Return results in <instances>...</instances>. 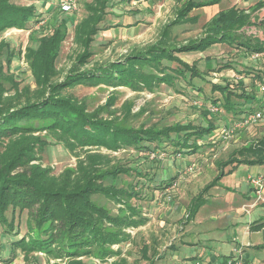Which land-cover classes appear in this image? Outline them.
Returning a JSON list of instances; mask_svg holds the SVG:
<instances>
[{
  "label": "trees",
  "instance_id": "trees-1",
  "mask_svg": "<svg viewBox=\"0 0 264 264\" xmlns=\"http://www.w3.org/2000/svg\"><path fill=\"white\" fill-rule=\"evenodd\" d=\"M221 1L189 0L180 10L179 17H186L198 6ZM106 2L93 0L87 4L89 14L74 29L75 40L83 44L85 51L95 35L107 27L101 26ZM262 7L264 1L257 2L249 12L236 7L219 11L208 22L206 36L200 40L180 47L160 43L146 50H135L126 63L113 62L96 69L81 70L80 66L90 61V52H84L77 59L73 73L63 81L57 80L60 72L56 62L69 28L66 22H59L51 33L38 37L35 46L26 47L25 57L37 86L34 90L31 85L22 87L14 75L13 60L22 55V48L1 39L0 221L9 225L6 233H13L16 211L27 213L29 236L21 238L17 245L27 251H46L63 259L65 264H90V258L105 260L120 257L121 248L115 250L112 246L131 243L133 236L126 229L137 228L148 221L140 207L134 204L135 198L141 195L139 191L146 190L153 195L156 190H164L165 186L163 183L153 186L154 177L147 169L136 172L139 182L120 187L123 175H129L133 169L119 161L113 163L112 155L101 149L118 151L121 148H136L145 151L153 144L167 142L170 147L178 148V152L190 153L192 148H199V139L216 131V126L209 121L206 125L176 123L164 129H158L156 123L148 129L135 128L121 121L123 119L101 116L100 109L90 111L86 100L79 101L72 89L80 84L106 83L127 85L134 90L147 86L152 90L154 83L172 82L175 77L187 81L194 89H200L196 81H192L202 77L200 71L173 52H203L215 44H223L233 52H242L245 58L264 53V39L255 34L249 35L245 30L257 25L253 21L254 13ZM42 17L35 4L21 5L11 0H0V33L7 27L26 29L31 22H37ZM261 24L264 26V20ZM231 61L211 66V70L222 71L225 67L237 69ZM253 70L258 72L254 76L263 81L264 71ZM238 72L241 73V70ZM244 73L250 75L253 72L247 69ZM209 83L214 91L221 94V98L211 100L213 105H221L227 113H246L244 109L238 111L239 102L232 97L256 99L254 94L245 90L242 92L243 83L237 86L212 80ZM13 90V94H9ZM249 109L247 112L259 108ZM172 133L175 135L172 136ZM192 137L195 140L191 143ZM50 138L73 150L80 148L83 155H78L75 167L56 175L50 167L39 162V153L51 143ZM238 155L240 158L233 156L230 163L263 165L264 137L244 147ZM222 175L220 173L213 180L211 187ZM98 195L121 204L118 214L98 203L95 198ZM8 212L12 213L11 223H8ZM120 261L127 264L125 258Z\"/></svg>",
  "mask_w": 264,
  "mask_h": 264
},
{
  "label": "rangeland",
  "instance_id": "rangeland-1",
  "mask_svg": "<svg viewBox=\"0 0 264 264\" xmlns=\"http://www.w3.org/2000/svg\"><path fill=\"white\" fill-rule=\"evenodd\" d=\"M11 1L21 5L35 4L37 10L44 16L37 22H31L26 29L7 27L0 33V40L6 39L14 46L22 48V55H17L13 60L14 75L22 87L31 85V89L34 90L37 86L25 57L26 47L35 46L37 38L51 33L54 26L59 22H66L69 28L68 36L62 45L61 53L56 62L60 72L57 80L63 81L65 77L73 73L77 59L84 52H90V61L80 66L81 70L96 69L100 66H108L113 62H127L129 56L135 50H146L160 43L180 47L205 37V28L208 22L219 11L230 9L235 2L243 4L242 6L247 8L246 12H249V7L264 0H222L214 5L198 6L184 18L179 17L180 10L189 0H107L104 8V20L101 22V26L107 27H104L106 29L95 35L94 41L89 44L86 51L83 44L75 40L74 29L89 14L87 4L92 3L93 0H74L76 7L71 11L62 9V1L67 0ZM244 2H246L245 5ZM254 14L257 17L264 18V7ZM245 30L249 35H261L264 39V26L253 25L251 28L246 27ZM173 53L189 64L195 65L200 71L202 77L192 79V81H196L200 89H194L187 81L175 77L172 82L154 83L152 90L147 86L142 90H134L127 85L114 86L99 83L97 85L80 84L74 87L72 91L79 101L86 100V105L90 111L100 109L101 116L123 119L121 121H126L132 127L147 129L151 128L154 123L158 125V129H164L176 123L187 124L193 122L194 124L206 125L209 121H212L215 123L216 130L220 133L226 126L224 118L227 116V111L221 105H219L220 107L213 105L211 100L221 98V94L213 90L212 85L209 83L211 80L220 84L231 83L235 86L243 83L242 92L245 90L255 95L256 99L232 97L234 101L239 102L238 111L244 109L245 114H248L252 113L247 112V110H250L249 108L258 107L259 109L256 110L258 111L264 106V77L263 81L258 80L254 76L258 72L253 70V68H257L264 71L263 54V57L260 56V58L253 59V54L245 58L242 52H233L227 45L223 44H215L203 52L185 53L175 51ZM229 60L236 64L237 69L225 67L222 71L211 70V66L223 65ZM247 69L253 73L246 75L244 72ZM238 70H241V73ZM189 76L190 72H188ZM13 92L14 90L9 94H13ZM237 92L240 93V91ZM243 100H247V102ZM254 100H257V102ZM213 106H218L220 111L210 113ZM174 135L172 133V136ZM212 137L215 138L214 133L199 139V148L191 149L192 154L199 152L203 155L202 157L200 155L193 156L194 159L190 161L191 165H188L190 166L188 168H192V170L188 169L184 173H177L178 178L184 181L180 187L182 192L181 202L188 211L191 206L192 209L195 205L198 206L200 202L198 197L201 194L213 192L214 190L217 193H232L231 190L222 185L218 189L211 187L214 177L221 170L220 168L226 167L229 170L232 166V163H230L231 158L233 156L238 157V152L232 153L236 150L233 148L237 147H228L227 150H223L222 146H247L262 139L264 137V115L249 129L242 131L237 129L234 135L222 139L220 142L212 141ZM54 140L55 138H50L51 143L39 153L41 157L39 162L45 167H50L54 174L59 175L65 169L75 167L78 155H83V152L80 148L73 150L66 144ZM194 140V137H192L191 143ZM168 144L167 142L153 144L150 149L145 151H139L136 148H121L118 151H109L105 148L101 150L112 155L113 163L119 161L121 164L133 169L129 175H123L124 181L120 183V187L139 182L140 179L136 172H144L147 169L154 177V186L158 182L157 180L166 177L171 179L172 174H169L171 168L181 169V165L184 164L183 161L187 159L185 154L188 152H178V148L170 147ZM152 152L157 153L156 158H151ZM176 152L180 153L181 156L176 157ZM224 163L225 165H223ZM248 167L250 166L243 167L238 174L241 175L244 170L249 169ZM261 168L264 169V167ZM139 193L141 195L139 198H135L134 204L140 207L145 199L150 200L152 196L146 190H140ZM171 195L168 192L165 197L159 198L163 200L167 196L171 197ZM213 195H216V193ZM192 197L194 199L190 201ZM95 198L98 203L108 207L113 214H118L119 206H122L121 204H115L114 201L104 195H98ZM219 203L221 202L219 201ZM141 210L143 213L144 208ZM7 219L8 223L12 222L11 212L7 213ZM8 226V224L0 221V264H65L63 259L56 258L46 251H27L17 245L21 238L29 236L28 215L26 212L16 211L13 233H6ZM151 226V228H154L153 225ZM130 230L132 231L130 228L126 229L128 232ZM133 232H135V229H133ZM135 235L137 236V234ZM141 239L140 235L138 238L133 239L131 244L127 242H124L122 246L117 243L114 244L112 247L115 250L118 248L122 250L120 257H108L105 260L90 258L89 262L90 264H122L120 260L125 258L127 264H151V259H155L159 251L156 248L153 249V247L150 249L149 246L144 248L145 245H143L145 249L143 250V240Z\"/></svg>",
  "mask_w": 264,
  "mask_h": 264
},
{
  "label": "crops",
  "instance_id": "crops-1",
  "mask_svg": "<svg viewBox=\"0 0 264 264\" xmlns=\"http://www.w3.org/2000/svg\"><path fill=\"white\" fill-rule=\"evenodd\" d=\"M242 5L235 2L232 7L247 10ZM263 20L264 18L254 14L253 21L257 22L258 26H262ZM259 37L263 39L261 35ZM244 115L246 114L227 113L224 118L225 124L240 120ZM244 129L249 127L239 130ZM214 137H212L214 142L222 140L218 131L214 132ZM228 147H237L233 148L236 150L232 153H235L240 152L246 145H223L222 149L227 150ZM192 153L185 154L187 159L183 161L181 169L178 167L180 170L171 168L169 172L172 174L171 179L166 177L157 180V183H163L164 190L172 195L165 201L167 198L160 199L159 191L156 190L150 200L145 199L140 207L144 208L143 214L148 221L133 228L135 229V232L131 233L133 239L141 235L142 247L145 245L159 251L155 259H151V264H194L196 261L202 264H223L233 255L236 246L242 249L243 264H264V182L256 186L247 177L262 176L264 179V169L261 168L264 164L233 163L229 170L221 167L217 176L220 173L223 175L213 187L218 189L222 185L232 193H217L214 190L201 194L198 197L200 201L198 206L195 205L193 209L191 206L188 211L181 202L180 187L184 181L178 178L177 173L188 170L194 155L203 156L199 152ZM238 157L240 158V155ZM247 166H250L249 169L239 175V171ZM215 193L216 195H213ZM193 199L192 197L190 201ZM151 225L154 228H151ZM234 238H237V242L233 241Z\"/></svg>",
  "mask_w": 264,
  "mask_h": 264
},
{
  "label": "built area",
  "instance_id": "built-area-1",
  "mask_svg": "<svg viewBox=\"0 0 264 264\" xmlns=\"http://www.w3.org/2000/svg\"><path fill=\"white\" fill-rule=\"evenodd\" d=\"M76 7L75 5V1L74 0H67V1H62V9L65 11H71L74 10ZM264 53H255L253 54L252 58H257L260 56L263 57ZM220 111V108L218 106H213L210 109V113H218ZM264 115V106H262V108L258 111L252 112V113H248L246 115H244L242 117V119L240 120H236V121H232L231 124L226 125L222 131H220L219 136L221 137V139H227L229 137H231L232 135H234V133L237 131V129H241V128H248L250 126H252L253 124H256ZM151 158H156L157 153L156 152H152L151 153ZM180 157L181 154L177 153L176 157ZM189 170H192V168H188ZM248 180L250 182H252L254 185L259 186L261 184H263L264 179L262 176H253V175H249L248 176ZM168 192L166 190H162L159 191L158 196L159 197H165L166 194ZM169 196H167L166 198H168ZM132 231L130 230L131 233L133 232V228ZM233 241L237 242V238H234ZM118 246V245H117ZM242 249L240 246H236L233 249V255L230 256L229 258H227L223 264H243V260H242ZM194 264H202L200 261H196Z\"/></svg>",
  "mask_w": 264,
  "mask_h": 264
}]
</instances>
